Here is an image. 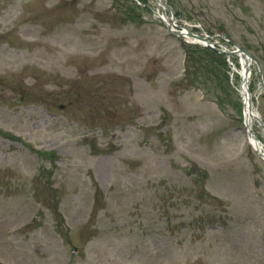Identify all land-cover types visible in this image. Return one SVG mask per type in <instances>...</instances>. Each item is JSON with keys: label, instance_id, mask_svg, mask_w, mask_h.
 <instances>
[{"label": "rangeland", "instance_id": "obj_1", "mask_svg": "<svg viewBox=\"0 0 264 264\" xmlns=\"http://www.w3.org/2000/svg\"><path fill=\"white\" fill-rule=\"evenodd\" d=\"M165 2L264 74V0ZM161 15L157 0H0V264H264L241 78ZM250 93L264 123L254 63Z\"/></svg>", "mask_w": 264, "mask_h": 264}, {"label": "bare ground", "instance_id": "obj_2", "mask_svg": "<svg viewBox=\"0 0 264 264\" xmlns=\"http://www.w3.org/2000/svg\"><path fill=\"white\" fill-rule=\"evenodd\" d=\"M167 12V8L163 7ZM161 9V8H160ZM164 10L161 9L163 12ZM162 16V15H161ZM166 23L171 24V20L169 16L164 13L163 16ZM181 34L182 38H185L188 42L192 43L195 40L200 41L199 38L190 35V30H187L185 27L182 28ZM226 51H233L232 49L227 48ZM228 57V62L231 66L233 74H237L241 78L240 91L243 100V115H244V124H245V132L246 139L245 144L251 145L257 153L264 159V144L261 139L257 135L254 127L256 123H259L263 129L264 126L262 122L257 118L258 112L253 103V98L250 93V78H251V63L250 60L243 54H239L238 52H228L226 53ZM225 54V55H226ZM238 58V62L240 67H238V63L234 62V57Z\"/></svg>", "mask_w": 264, "mask_h": 264}, {"label": "water", "instance_id": "obj_3", "mask_svg": "<svg viewBox=\"0 0 264 264\" xmlns=\"http://www.w3.org/2000/svg\"><path fill=\"white\" fill-rule=\"evenodd\" d=\"M161 1H162V3L164 4V6H165V5L167 6L165 0H161ZM158 6H159L162 10H164V8H163V6H162L161 4H158ZM167 7H169V6H167ZM164 13H166L165 10L163 11V14H164ZM165 24H166V26H167V28H168V31H169L171 34H173V35H177L178 37H182V36H183V35L181 34V31H179V30H175V29L173 28V25H172V24H168V23H166V22H165ZM190 35H191V36H194V37H196V38H199V40H201L203 43L205 42L206 44H208V40H207L208 38H207L206 36H201V35H198V34L193 33V32H190ZM233 46L236 48V49L233 50V51H226V50H223V49H218V51L221 52V53L238 52L239 54H243V55H245L248 59H250L251 62H255V63H256V65H257L258 68H259L260 79H261L262 82H264L263 70H262V66H261L260 62H259L258 60H256V59H254V58H253V57H252V56H251L246 50H244L243 48H241V47L238 46L237 44H234Z\"/></svg>", "mask_w": 264, "mask_h": 264}]
</instances>
